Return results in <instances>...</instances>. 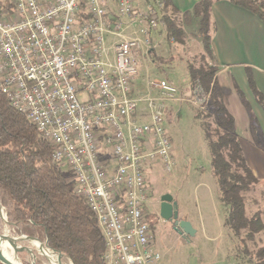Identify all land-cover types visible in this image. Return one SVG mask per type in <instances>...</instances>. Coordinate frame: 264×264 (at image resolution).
I'll list each match as a JSON object with an SVG mask.
<instances>
[{
	"label": "built area",
	"instance_id": "obj_1",
	"mask_svg": "<svg viewBox=\"0 0 264 264\" xmlns=\"http://www.w3.org/2000/svg\"><path fill=\"white\" fill-rule=\"evenodd\" d=\"M162 0H0V92L53 148L95 216L105 264H157L146 171L173 167L171 105L208 95L138 80L165 38Z\"/></svg>",
	"mask_w": 264,
	"mask_h": 264
},
{
	"label": "trees",
	"instance_id": "obj_2",
	"mask_svg": "<svg viewBox=\"0 0 264 264\" xmlns=\"http://www.w3.org/2000/svg\"><path fill=\"white\" fill-rule=\"evenodd\" d=\"M217 0H200L190 13L198 20V34L204 56L211 53V7ZM232 5L255 15L264 24V2L261 0H227ZM162 23L165 40L183 44L184 31L176 20L177 10L171 0H162ZM157 65L165 63L154 50L148 52ZM186 93L200 87L208 95L204 109L193 108L194 119L207 143L211 174L215 179L218 201L226 211L224 227L240 243H254L264 232V212H249L247 195L257 186L264 187L246 164L239 140L234 133V119L226 110L219 92L214 88L217 68L206 63L196 68L187 64ZM246 77L255 102L264 110V98L246 69ZM242 100V96L239 94ZM243 105L246 103L243 101ZM251 130L255 120L250 118ZM52 146L38 133L27 118L13 109L0 92V205L5 209L7 223L16 235L35 239L71 264H105V243L95 216L85 202L77 197L66 173L52 162ZM159 219L149 216L154 230ZM240 264H264V245L253 251ZM29 264L26 253L20 254ZM0 264H2L0 262Z\"/></svg>",
	"mask_w": 264,
	"mask_h": 264
},
{
	"label": "rangeland",
	"instance_id": "obj_3",
	"mask_svg": "<svg viewBox=\"0 0 264 264\" xmlns=\"http://www.w3.org/2000/svg\"><path fill=\"white\" fill-rule=\"evenodd\" d=\"M176 20L184 31L183 44L167 42L164 38L154 50L165 61L159 65L151 57L144 62L139 58L138 80L141 82L147 75L151 79L167 80L185 90L187 64L199 68L209 63L198 34L197 18L188 13L176 16ZM172 114L176 116L166 119L165 126L172 143L173 167L170 173H165L160 164L155 163L146 171V177L155 196L169 194L175 199L178 217L186 218L195 234L191 237L179 235L170 224L161 221L155 227L156 247L161 257L157 264H240L242 259L247 261L249 257L244 250L253 251L264 245V232L255 237L254 243L242 244L223 226L224 216L211 174L207 143L199 122L194 119L193 108L189 104H175ZM246 208L249 212H264V187L257 186L247 195ZM1 213L0 233L18 236L13 232V226L4 222L7 219L3 207ZM155 215L158 217V212ZM19 246L25 249L29 264H49L40 254V244L36 246L34 241H25ZM61 263L71 264L63 257Z\"/></svg>",
	"mask_w": 264,
	"mask_h": 264
},
{
	"label": "crops",
	"instance_id": "obj_4",
	"mask_svg": "<svg viewBox=\"0 0 264 264\" xmlns=\"http://www.w3.org/2000/svg\"><path fill=\"white\" fill-rule=\"evenodd\" d=\"M199 1L171 0L178 17L190 13ZM211 29L212 57L209 63L217 68L214 88L234 119V133L246 164L258 181L264 183V110L255 102L246 77V69H250L254 85L264 98V24L252 13L227 0H217L211 7ZM148 57L149 54L142 59L143 62ZM172 110L173 105L169 108L166 119H174L176 115L172 114ZM251 117L255 120L254 130H251ZM173 200L175 201L174 198ZM221 208L224 223L226 211L222 206ZM179 219L187 221L186 218ZM160 222L161 220L157 225ZM155 230L156 228V242Z\"/></svg>",
	"mask_w": 264,
	"mask_h": 264
},
{
	"label": "water",
	"instance_id": "obj_5",
	"mask_svg": "<svg viewBox=\"0 0 264 264\" xmlns=\"http://www.w3.org/2000/svg\"><path fill=\"white\" fill-rule=\"evenodd\" d=\"M1 209L2 207L0 205V215L2 216ZM158 218L161 221L173 223V230L177 232L179 235H185L191 237L195 234V231L192 229L189 222L179 219L178 211H177V203L173 200L172 196L169 194H165L161 197V204L158 211ZM4 222L7 223V220L4 219ZM7 225L12 226L8 223ZM1 237L9 241L8 247L11 250L15 264H23L20 258V254L24 252L25 249L19 246L20 243H23L25 241H34L40 244L42 247H46L45 244H42L35 239H30L23 235H18L16 237H9L3 233H0V238ZM55 255H56V264H62L61 263L62 255L59 253H55ZM0 262L2 264H9L4 253H0Z\"/></svg>",
	"mask_w": 264,
	"mask_h": 264
},
{
	"label": "bare ground",
	"instance_id": "obj_6",
	"mask_svg": "<svg viewBox=\"0 0 264 264\" xmlns=\"http://www.w3.org/2000/svg\"><path fill=\"white\" fill-rule=\"evenodd\" d=\"M8 243L9 241H7L5 238L3 237L0 238V253L5 254V257L7 258V261L9 262V264H15V261L12 257L11 250L8 247ZM36 246H38L37 243H36ZM39 250H40V254L49 261V264H56L55 253L51 252L46 247H40Z\"/></svg>",
	"mask_w": 264,
	"mask_h": 264
},
{
	"label": "flooded vegetation",
	"instance_id": "obj_7",
	"mask_svg": "<svg viewBox=\"0 0 264 264\" xmlns=\"http://www.w3.org/2000/svg\"><path fill=\"white\" fill-rule=\"evenodd\" d=\"M162 196H163L162 194L155 196L153 194V189H152L150 199H149V203H150L151 210L154 211V213L159 211ZM166 224H170L173 227V223L166 222Z\"/></svg>",
	"mask_w": 264,
	"mask_h": 264
}]
</instances>
